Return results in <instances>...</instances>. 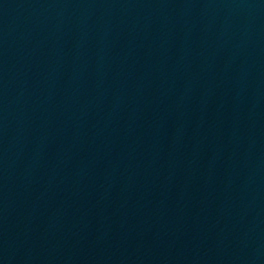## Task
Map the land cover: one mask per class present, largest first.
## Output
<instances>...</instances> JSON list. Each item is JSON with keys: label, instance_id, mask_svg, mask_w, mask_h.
Instances as JSON below:
<instances>
[{"label": "water", "instance_id": "obj_1", "mask_svg": "<svg viewBox=\"0 0 264 264\" xmlns=\"http://www.w3.org/2000/svg\"><path fill=\"white\" fill-rule=\"evenodd\" d=\"M0 264H264V0H0Z\"/></svg>", "mask_w": 264, "mask_h": 264}]
</instances>
